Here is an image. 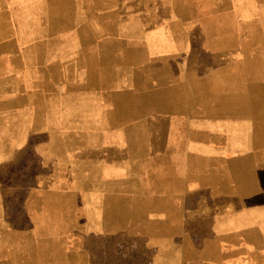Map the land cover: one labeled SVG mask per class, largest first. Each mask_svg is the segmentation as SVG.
<instances>
[{"label": "crops", "instance_id": "crops-1", "mask_svg": "<svg viewBox=\"0 0 264 264\" xmlns=\"http://www.w3.org/2000/svg\"><path fill=\"white\" fill-rule=\"evenodd\" d=\"M0 264H264V0H0Z\"/></svg>", "mask_w": 264, "mask_h": 264}, {"label": "bare ground", "instance_id": "bare-ground-1", "mask_svg": "<svg viewBox=\"0 0 264 264\" xmlns=\"http://www.w3.org/2000/svg\"><path fill=\"white\" fill-rule=\"evenodd\" d=\"M106 197H108V196H106ZM109 198V197H108ZM102 200H104V199H102ZM93 203V202H92ZM102 203H104V202H102ZM113 203V202H112ZM104 205V204H103ZM114 206V205H113ZM97 207H99V206H97ZM129 207V206H128ZM121 208V207H120ZM102 212H104L103 210H102ZM91 213V212H90ZM118 217V216H117ZM131 217V216H130ZM95 220V219H94ZM90 222H92V221H90ZM90 222H88V223H90ZM118 222V221H117ZM95 223H96V221H95ZM99 223H100V221H99ZM105 223V222H104ZM100 226V225H99ZM120 226V225H119ZM91 227V226H90ZM95 227V226H94ZM107 228V227H106ZM120 228V227H119ZM91 229V228H90ZM100 229H101V227H100ZM116 229V228H115ZM101 232V231H100Z\"/></svg>", "mask_w": 264, "mask_h": 264}, {"label": "rangeland", "instance_id": "rangeland-1", "mask_svg": "<svg viewBox=\"0 0 264 264\" xmlns=\"http://www.w3.org/2000/svg\"><path fill=\"white\" fill-rule=\"evenodd\" d=\"M120 256H121V253H120Z\"/></svg>", "mask_w": 264, "mask_h": 264}]
</instances>
